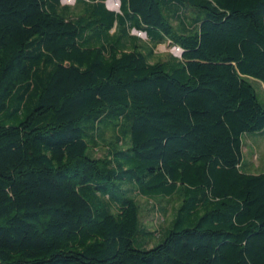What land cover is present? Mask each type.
I'll list each match as a JSON object with an SVG mask.
<instances>
[{
  "label": "trees",
  "instance_id": "obj_1",
  "mask_svg": "<svg viewBox=\"0 0 264 264\" xmlns=\"http://www.w3.org/2000/svg\"><path fill=\"white\" fill-rule=\"evenodd\" d=\"M107 1L0 0V264H264V0Z\"/></svg>",
  "mask_w": 264,
  "mask_h": 264
},
{
  "label": "rangeland",
  "instance_id": "obj_2",
  "mask_svg": "<svg viewBox=\"0 0 264 264\" xmlns=\"http://www.w3.org/2000/svg\"><path fill=\"white\" fill-rule=\"evenodd\" d=\"M62 6H69L74 8L75 0H60ZM107 9L111 11H118L119 4L115 0H108L106 2ZM74 12L80 15L79 10ZM130 35L139 39L140 45H147V38L143 33L132 30ZM149 45V44H148ZM153 48L152 62L163 60L166 61L170 56L180 58L181 52L178 48L172 46L169 41L163 44L155 45ZM256 90L257 97L261 103H264V87L258 82H252ZM111 134L108 132L106 138L110 139ZM243 142V161L246 164L244 170L247 173L259 174L264 173V130L258 133L245 134L242 137ZM97 156L104 154L102 150L97 152ZM137 196V202L140 208V220L144 228L147 229L153 236L151 243L145 237L142 238L144 243L135 240L133 247L135 248H151L154 245L161 243L170 229L171 222L175 218L176 211L181 203L177 197L166 200H149L141 196Z\"/></svg>",
  "mask_w": 264,
  "mask_h": 264
}]
</instances>
